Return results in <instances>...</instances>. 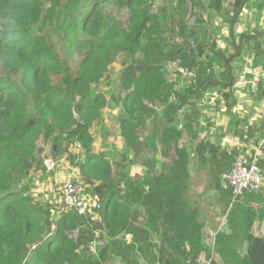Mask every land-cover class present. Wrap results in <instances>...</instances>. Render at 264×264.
<instances>
[{
  "label": "trees",
  "instance_id": "1",
  "mask_svg": "<svg viewBox=\"0 0 264 264\" xmlns=\"http://www.w3.org/2000/svg\"><path fill=\"white\" fill-rule=\"evenodd\" d=\"M154 1L0 0V264H199L205 254L209 264H264V235L253 233L255 222H264V188L234 200L225 180L239 146L264 138V118L250 124L234 113L243 67L264 65V30L234 33L253 0L209 2V19L221 15L229 32L220 45L191 21L195 7L205 9L200 0H179L170 22L167 7L152 13ZM168 24L179 42L169 39ZM118 62L124 94L113 99L125 152L107 150L105 134L107 151L98 153L92 131L106 129L103 112L114 103L99 87ZM171 64L176 81L169 79ZM181 66L195 72L196 82L177 88ZM254 96L264 101V83ZM212 106L233 121L234 145L223 146L210 131ZM183 137L199 141L195 169L205 170L204 192L226 216L210 249ZM46 147L54 160L67 157L78 168L74 180L100 203L96 221L61 214L60 205L32 196L31 174L47 172ZM172 149L177 159L169 161ZM143 155L144 173L131 181L127 168ZM258 163L264 174V156ZM95 231L97 255L88 250Z\"/></svg>",
  "mask_w": 264,
  "mask_h": 264
},
{
  "label": "rangeland",
  "instance_id": "2",
  "mask_svg": "<svg viewBox=\"0 0 264 264\" xmlns=\"http://www.w3.org/2000/svg\"><path fill=\"white\" fill-rule=\"evenodd\" d=\"M178 1L179 0H155L152 5L153 6L152 13L157 14L160 11L161 7L163 6L167 7L166 16L168 18V21L170 22L172 19L171 18L172 14L174 13ZM200 1L203 7H205V9L203 10L199 6L195 7L193 11L195 18H193L191 21H194L195 19L199 20V22H201L200 26L206 27L208 29L209 39L217 42V44L220 45L223 43L225 37H227L226 36L227 32L223 30V27H226L225 26L226 24L223 21V17L218 14H212V19H211L212 21H211L209 19L211 13L208 12V10L206 9L211 0H200ZM249 20L254 21L255 18L249 16ZM219 25H222V27ZM216 28H220L218 34L216 33ZM166 30L168 32L169 39L172 42L174 43L179 42V36L174 33V27H172V25L168 24V28ZM120 64L121 63L118 62V63H113L110 66L108 77L103 80V82L99 87L100 91L104 92L107 95V97L110 100H112L114 103L110 104L108 108H106L105 111L103 112L106 129H102V130L94 129L92 131L95 137V150L98 153L106 152L108 149L110 151H114L117 154L125 152V144L120 135L119 120H118V115L121 110L120 103L119 102L115 103L116 100L114 101L113 99L115 98L120 101L121 96L124 94L119 82L120 72L122 69ZM214 64L216 71H218L220 69V65L216 62ZM176 68H177L176 64H171L168 68L169 79L172 81L177 80ZM237 96L239 103L235 107V110L237 111L235 117H237L240 120H246L251 122H255L258 119L264 118V101L258 102L255 99L254 95L250 96L249 94H237ZM114 104H117V106H115ZM155 110L159 111L160 109L159 107H155ZM210 111L211 113H209V117H211L213 124L218 126V130L214 131L216 139L217 140L219 139V141H221L222 144L225 142L226 146L236 143L238 139L233 135L234 125L233 123H231L233 121L229 119V121L227 122V120L225 119L223 108H221V106L218 107L212 106L210 108ZM216 119L218 122L214 123L216 122ZM105 134L109 135L108 138L105 136ZM145 136H143V139H145ZM104 138H107V145H108L107 150L103 148ZM198 142L199 141L192 143L191 141H189L188 138L183 137L180 141V145L185 146L191 155L190 166L192 168V175H193L191 195L194 197L196 201L200 203L201 220L205 223V228H204V232L206 236L205 241L207 247L210 249L212 248L214 237L216 236L218 231L224 227L226 216L217 205L213 193L206 194L204 192L205 186L207 184L206 180L208 178V175L206 174L205 170L197 169V168L195 169L196 159L194 158L193 149L198 144ZM39 145L43 146V142H40ZM252 145H253L252 143H247L245 145L246 147L242 148L243 150L241 152V155L246 154L248 150L253 154L254 147ZM46 148L48 149L49 147ZM170 154H171V158L169 161H173L174 159H177L176 157L177 155L173 149L170 151ZM147 155H150V153ZM147 155H143L140 158L139 161L140 164L138 166H134V167L129 166L127 168L128 176L131 181L136 180L143 175L144 172L142 168L144 167V164L146 162L144 161V158L145 157L147 158ZM45 156L52 157L50 156L49 151L47 152V150L45 151L42 158L44 159ZM129 159H132V156H130ZM155 160H156V164L158 162L157 168L161 169V165L163 163V156H162V147L160 142H158V150L155 153ZM68 161L70 160L69 159L64 160L65 163ZM188 179L190 178L188 177ZM58 186L55 185L53 187V191L50 190L44 191L45 188H48V186H44L40 188L39 191H37L36 187H32V182H31V190H32L31 194L37 200H40L47 204H51L53 206H55L56 204L59 206L60 204L56 203L57 201L56 194H57V199H59L58 189H57ZM57 210L58 207L53 212L54 215L56 216H58ZM253 233L257 237H262L264 235V222L256 221L253 226ZM204 263H208V258L206 254L200 258V264H204Z\"/></svg>",
  "mask_w": 264,
  "mask_h": 264
},
{
  "label": "built area",
  "instance_id": "3",
  "mask_svg": "<svg viewBox=\"0 0 264 264\" xmlns=\"http://www.w3.org/2000/svg\"><path fill=\"white\" fill-rule=\"evenodd\" d=\"M194 44V41H191ZM178 73L181 77L179 86L191 85L196 82L195 72L187 67H179ZM264 83V65L250 68L247 64L243 67L234 84L237 94L255 95L260 86ZM172 102H175L173 99ZM151 106L150 103H146ZM72 152L80 156L78 146ZM264 156V138L254 147V153L247 151L246 154L239 156L234 163L233 169L225 176L227 184L231 187L234 200L245 193H258L264 188V174L259 166L258 160ZM67 158V157H65ZM76 163L79 162L77 158ZM43 166L47 172H53L59 167V162L52 157L43 160ZM74 172L61 181L60 186V208L62 213L73 212L83 217L86 221H96L99 217L96 211L100 209V203L89 197L83 189L81 182L74 180ZM95 238L88 245V250L97 255L99 232L95 231ZM200 264V259H199ZM204 264H209L204 263Z\"/></svg>",
  "mask_w": 264,
  "mask_h": 264
},
{
  "label": "crops",
  "instance_id": "4",
  "mask_svg": "<svg viewBox=\"0 0 264 264\" xmlns=\"http://www.w3.org/2000/svg\"><path fill=\"white\" fill-rule=\"evenodd\" d=\"M249 16L255 18L254 21L249 20ZM226 24V23H225ZM222 27V25H219ZM226 26V25H225ZM223 30L227 32L226 36L228 37L229 32L227 30L226 27H223ZM264 30V0H253V5L250 6V9H247L244 11L243 15H242V19L241 22L238 23L235 28H234V33L236 35H240L242 33H250L251 35ZM220 31V28H216V33L218 34ZM225 37V39L227 38ZM222 38V37H221ZM239 103V100H238ZM223 108V107H221ZM223 112L225 114V119L227 121H229V117L226 114V109L223 108ZM209 113H211L210 109L207 111L206 115L209 118L210 124H213V121L211 119V117H209ZM234 113H237V111L234 109ZM214 119V118H213ZM224 119V120H225ZM256 119V118H255ZM217 119L216 122L217 123ZM253 122L250 121V124H252ZM214 125V124H213ZM215 128L214 130H210V131H217L218 130V126L214 125ZM205 136V134H201L200 137L203 138ZM218 137V135H217ZM230 144V143H229ZM235 144V143H234ZM232 144V145H234ZM229 145V146H232ZM246 144H241L239 147L242 149ZM223 146L225 145V142L223 143ZM227 146V147H229ZM47 152L49 151V149H47ZM47 156H45L46 158ZM145 157V156H144ZM65 159H61L59 162V167L57 168L56 171L52 172V173H32L31 174V178H32V187H36L37 191L40 190V188L44 187V186H48V188H45L44 191L46 190H50L53 191V187L55 185H59L60 182L65 179L67 176H69L72 172H79L78 168L72 164L70 161L68 162H64ZM144 161H147V158H144ZM54 185V186H53ZM58 189V188H57ZM41 191V192H44ZM56 203H60V199H57V194H56Z\"/></svg>",
  "mask_w": 264,
  "mask_h": 264
},
{
  "label": "clouds",
  "instance_id": "5",
  "mask_svg": "<svg viewBox=\"0 0 264 264\" xmlns=\"http://www.w3.org/2000/svg\"><path fill=\"white\" fill-rule=\"evenodd\" d=\"M65 159H67V158H65ZM44 160V159H43ZM56 171V170H55ZM61 183V182H60ZM90 197V196H89ZM92 198V197H91ZM58 204H60V203H58Z\"/></svg>",
  "mask_w": 264,
  "mask_h": 264
}]
</instances>
